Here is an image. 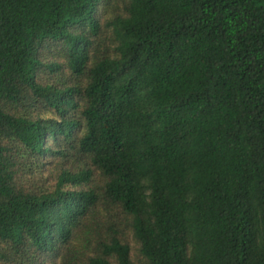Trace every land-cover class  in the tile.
Wrapping results in <instances>:
<instances>
[{
    "label": "trees",
    "instance_id": "1",
    "mask_svg": "<svg viewBox=\"0 0 264 264\" xmlns=\"http://www.w3.org/2000/svg\"><path fill=\"white\" fill-rule=\"evenodd\" d=\"M0 264H264V0H0Z\"/></svg>",
    "mask_w": 264,
    "mask_h": 264
}]
</instances>
